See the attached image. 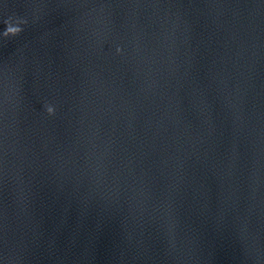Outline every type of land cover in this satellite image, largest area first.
<instances>
[{
  "label": "water",
  "instance_id": "obj_1",
  "mask_svg": "<svg viewBox=\"0 0 264 264\" xmlns=\"http://www.w3.org/2000/svg\"><path fill=\"white\" fill-rule=\"evenodd\" d=\"M0 264H264V0H0Z\"/></svg>",
  "mask_w": 264,
  "mask_h": 264
},
{
  "label": "clouds",
  "instance_id": "obj_2",
  "mask_svg": "<svg viewBox=\"0 0 264 264\" xmlns=\"http://www.w3.org/2000/svg\"><path fill=\"white\" fill-rule=\"evenodd\" d=\"M22 23V22H21ZM22 31V28L20 26H12L11 24H9L7 27H6V30L4 32V35L7 37V36H16L18 35L20 32ZM119 51V49H118ZM47 111L49 114H53L54 113V109L49 106L47 108Z\"/></svg>",
  "mask_w": 264,
  "mask_h": 264
}]
</instances>
